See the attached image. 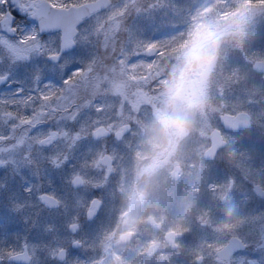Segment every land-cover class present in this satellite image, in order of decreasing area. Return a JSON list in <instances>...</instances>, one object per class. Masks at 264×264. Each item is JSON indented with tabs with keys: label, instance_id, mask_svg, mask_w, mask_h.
<instances>
[{
	"label": "clouds",
	"instance_id": "clouds-1",
	"mask_svg": "<svg viewBox=\"0 0 264 264\" xmlns=\"http://www.w3.org/2000/svg\"><path fill=\"white\" fill-rule=\"evenodd\" d=\"M137 47V46H136ZM136 47L103 65H80L98 124L77 180L57 193L67 206L37 199L51 166L32 167L26 201L61 218L47 243L28 244L29 264H231L239 238L264 264V0H196L179 6L165 42ZM163 52L161 55L160 52ZM111 56V53H108ZM57 68L73 71L74 57ZM63 60L61 61V63ZM136 65L135 67L133 65ZM95 85V87H91ZM104 169L102 190L90 187ZM96 199L98 204L89 205ZM91 207L94 216L87 215ZM259 213L258 226H250ZM82 225L73 235L69 222ZM19 246V245H16ZM72 249H76L75 252Z\"/></svg>",
	"mask_w": 264,
	"mask_h": 264
},
{
	"label": "snow or ice",
	"instance_id": "snow-or-ice-1",
	"mask_svg": "<svg viewBox=\"0 0 264 264\" xmlns=\"http://www.w3.org/2000/svg\"><path fill=\"white\" fill-rule=\"evenodd\" d=\"M115 15L113 6L100 3V0H0V63L7 60L11 66L42 56L63 69L70 62L64 53L78 44H102L107 52L113 45L107 39L106 30L114 22ZM164 42L165 39L138 41L135 60L142 66H150L147 62L154 57L148 53ZM117 59L123 62V50ZM99 60L79 59L76 62L92 69ZM83 72V67L74 68L60 85L44 82L36 72L27 91L18 87L11 93L0 95V105L4 106L0 111L4 125L0 129V167L9 164L17 168L36 167L38 174L39 157L53 169L63 170L67 166L63 183L81 186L77 180L83 175L81 168L87 162V142L98 128L91 115L97 112L92 107L95 101L85 103L92 93L85 94L90 81L81 75ZM10 75L9 71L0 72V84L10 85ZM85 112L90 115L82 119ZM106 179L104 169H99L89 186L100 191L101 182ZM25 191L31 193L33 186L29 185ZM37 199L52 210L67 206V200L57 194L50 180L46 188L37 192ZM98 203L92 199L89 205ZM17 208L22 210L23 205L17 204ZM87 215L94 216L90 206ZM260 221L259 213H254L250 226L255 228ZM81 227L85 225L81 224L79 217L69 222L73 235ZM28 244L26 241L19 246L0 244V264H29L27 255L24 259L19 258L26 253ZM249 247L246 239L239 238L231 249V264H257L247 254ZM260 247L264 248V239Z\"/></svg>",
	"mask_w": 264,
	"mask_h": 264
},
{
	"label": "rangeland",
	"instance_id": "rangeland-1",
	"mask_svg": "<svg viewBox=\"0 0 264 264\" xmlns=\"http://www.w3.org/2000/svg\"><path fill=\"white\" fill-rule=\"evenodd\" d=\"M110 2L109 5L113 6L116 15L114 22L106 32L107 39L113 47L105 52L102 44L99 46L88 43L78 44L75 52L65 54V56L78 58L77 61L89 58L93 52H99L102 73L104 71L103 65L111 64L113 53H116L114 57L117 58L121 50L127 51L129 48L136 47L140 40L166 39L175 24L179 6L184 3H190L194 6L196 0H111ZM108 53H111V56H108ZM35 60L36 57L14 66L13 75L10 79L13 82H18L17 88L28 89L26 87L32 86L33 75L37 72L34 69ZM8 65L7 60L0 63V72L6 70L1 67ZM78 66L77 62L71 65L72 68ZM142 67L146 69L148 66L143 65ZM46 69L50 73V82L56 85H60L62 79L67 77V73L61 77L55 64L49 63ZM91 87H95V85ZM14 90L8 92L0 85V95L11 93ZM87 93H90L89 89L86 90ZM3 108L4 106L0 105V111ZM94 114L91 113V115ZM89 115L90 113L85 112L82 119H87ZM3 127V121L0 118V129ZM25 170L26 167L24 166L17 168L12 164L7 167H0V244L15 246L25 241L29 244H42L46 241L45 237H38L29 228V226H33L34 229L36 226L39 227L38 224L42 222L41 219L44 215L43 213L37 214L26 202L29 193L25 189L29 184L25 183L24 176L21 178ZM60 171L53 168L49 169L47 176H56L57 173H61ZM62 171L63 175H66L68 169L65 167ZM13 173H15L14 176H12ZM21 180L24 181L23 184H20L19 181ZM17 204L23 205L22 210H18ZM31 233L32 235H30Z\"/></svg>",
	"mask_w": 264,
	"mask_h": 264
},
{
	"label": "flooded vegetation",
	"instance_id": "flooded-vegetation-1",
	"mask_svg": "<svg viewBox=\"0 0 264 264\" xmlns=\"http://www.w3.org/2000/svg\"><path fill=\"white\" fill-rule=\"evenodd\" d=\"M76 49V48H75ZM71 52V51H70ZM69 53V52H68ZM65 54H67V53H64V55ZM48 64H49V60H47L45 57H42V56H37L36 57V60H35V65H34V69L37 71V72H39V74H41L40 76H41V78H42V80L44 81V82H50V73H49V71L46 69L47 68V66H48ZM16 64H14V65H8V66H5V67H1V68H3V69H6V70H4V71H9L10 73H11V75L9 76V80H11L10 78L12 77V75H13V72H12V70H14V66H15ZM12 81V80H11ZM12 84H13V86H12V89L11 90H14L15 88H17V86H18V82H13L12 81ZM1 86H3L4 88H6V85H7V83H4V84H0ZM26 88H30L29 86L28 87H26ZM28 89H25L26 91L28 90ZM24 167H26V170H25V173L21 176V178L24 176V181H25V183H27V184H29V185H31V184H33L34 182H35V175H34V171H33V169H32V167H29V166H24ZM66 169H68L67 168V166H66ZM61 173L60 174H58L57 173V175L56 176H51V175H49V176H47L48 177V180H50L51 182H52V186H53V188H55V190H56V192L57 193H63L64 191H65V184L63 183V177L65 176V175H63V171L61 170L60 171ZM16 173V172H15ZM15 173H13L12 174V176H14L15 175ZM47 173H49V170H48V172ZM23 180H21V181H19L20 182V184H23V182H24ZM46 213V214H45ZM49 213H47V212H44L43 213V218L41 219V223H42V225H44L45 223H48V231L49 232H53V231H55L56 230V227H57V225H59L60 223H61V218L59 217V216H56L55 214H49ZM41 223H39L38 225H41ZM93 227V225H85V228H89V229H91ZM29 228H31L32 229V233H34V232H37L38 231V229H34L33 228V226H29ZM44 230V229H43ZM31 233V234H32ZM38 233V232H37ZM45 233V232H44ZM30 234V235H31ZM46 236H48L47 234H46ZM49 238L50 237H46L45 238V243H47V241L49 240ZM32 239V238H31ZM73 252H75L76 251V249H73L72 250Z\"/></svg>",
	"mask_w": 264,
	"mask_h": 264
},
{
	"label": "water",
	"instance_id": "water-1",
	"mask_svg": "<svg viewBox=\"0 0 264 264\" xmlns=\"http://www.w3.org/2000/svg\"><path fill=\"white\" fill-rule=\"evenodd\" d=\"M108 1L109 0H100V3H107L108 4L109 3Z\"/></svg>",
	"mask_w": 264,
	"mask_h": 264
}]
</instances>
